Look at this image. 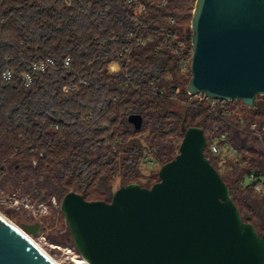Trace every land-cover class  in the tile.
Here are the masks:
<instances>
[{"label": "trees", "instance_id": "16d2710c", "mask_svg": "<svg viewBox=\"0 0 264 264\" xmlns=\"http://www.w3.org/2000/svg\"><path fill=\"white\" fill-rule=\"evenodd\" d=\"M195 2L0 0V184L10 181L15 190L41 202L70 191L87 200L111 201L117 177L125 185L144 177L143 134L163 163L179 153L172 142L178 134L183 138V123L202 127L207 135L212 115L177 106L167 95H188L191 71L181 68L176 50L178 41H187ZM178 32L185 38L166 40V34ZM116 48L130 52L119 61ZM43 59L55 65L43 73L32 71L30 63ZM113 61L121 69L109 74ZM7 67L14 71L10 80L3 78ZM111 67L119 68L117 63ZM25 71L33 77L29 86L22 77ZM181 74L189 76L184 86ZM75 75L76 88L64 92ZM155 87L164 88L166 96ZM260 97L255 113H264ZM133 114L143 117L140 130L128 120ZM231 140L239 157L221 175L243 220L262 235L264 199L247 185L248 170L242 165L245 159L260 165V147L255 137L240 132H233ZM208 157L216 167L219 158ZM252 169L264 172L262 166Z\"/></svg>", "mask_w": 264, "mask_h": 264}, {"label": "water", "instance_id": "95a60500", "mask_svg": "<svg viewBox=\"0 0 264 264\" xmlns=\"http://www.w3.org/2000/svg\"><path fill=\"white\" fill-rule=\"evenodd\" d=\"M191 95L264 96V0H196L190 31ZM136 130L143 117L129 116ZM179 153L151 187L121 185L111 201L70 191L60 204L73 243L89 264H264V234L245 222L206 155L202 127L181 126ZM24 228L39 236L42 225ZM0 264H55L0 214Z\"/></svg>", "mask_w": 264, "mask_h": 264}, {"label": "rangeland", "instance_id": "374dc122", "mask_svg": "<svg viewBox=\"0 0 264 264\" xmlns=\"http://www.w3.org/2000/svg\"><path fill=\"white\" fill-rule=\"evenodd\" d=\"M189 31L190 30H188V32ZM176 37L178 39H182L183 37L185 38L184 34L180 32L177 33ZM116 62L117 61H113L112 63H110L109 64L110 67L113 63ZM189 68H185V69L183 68V70H187ZM111 69L109 68L108 71L109 74H113L116 71L118 72L121 69V66L117 70H111ZM188 78H189L188 75L181 74L180 79L185 81L183 83V86L188 81ZM177 85L179 84L177 83ZM167 95L171 97L172 93L167 91ZM187 96L181 95L178 91L176 97L172 98L173 99L172 101L176 103L177 106L178 105L180 106L184 103L180 102L178 99H181L182 101V99L186 98ZM263 100H264V96H263ZM228 104H229L228 105L229 109L234 112L235 116L233 119L236 120L237 117H243L247 121L255 120L258 121L260 124L264 123V113L261 112L255 113L249 107L245 106L240 100L228 101ZM142 137H143V143H145V145L147 146L145 150V155H147L146 157H152L154 162L150 164L141 163V169L144 174L143 175L144 177L141 180L139 179V184L141 185L148 184L151 187L154 183L159 181L158 180L159 171L164 163L160 161V159L158 160L157 149L151 146L148 141L147 142L145 141L146 134H143ZM206 137L208 139V142H210L209 132L206 135ZM182 139H183L182 136L178 134V136L173 139L172 144H176V146L179 145L180 147ZM208 147L209 144L207 145L205 151L207 152L206 153L207 156H210L211 154L208 151ZM259 156L261 157V159H263L261 151L259 152ZM233 160L236 159L234 158V159L222 160L218 165H216V168L219 170V172L222 175L226 174L228 173L229 169L232 170ZM243 165L246 167L247 170H254L252 169L254 166H258V167L262 166L264 168V159L260 165L257 162L251 163L248 159H245ZM5 175H6V171H5ZM123 183L124 181L121 179V176L117 177L113 183L114 189L116 190L121 185H125ZM11 184L12 182L10 181H6L5 186L0 184V213L4 215L6 218H8V220L14 223L18 228H20L28 235H30L40 246H42L43 249H45L60 264H77V260H82L83 258L79 255L73 243L72 237L70 235V230L68 231L67 229L69 227L66 223L65 216L64 215L62 216L60 215L61 213H58V211L60 210V204L62 198L60 199L59 197H55L56 200L54 202L53 201L54 197H53L51 199V202H49V200L41 202L40 199L30 197L28 194H24L23 192L19 191V189L15 190L13 188V185ZM253 193L262 199V196L255 193L254 191ZM37 223L42 225V231L41 234L39 235L41 236L40 238L39 236H35L31 234L24 228L25 225L37 224ZM42 236H44L45 239ZM40 241H42L43 243H41Z\"/></svg>", "mask_w": 264, "mask_h": 264}, {"label": "built area", "instance_id": "2783aa9c", "mask_svg": "<svg viewBox=\"0 0 264 264\" xmlns=\"http://www.w3.org/2000/svg\"><path fill=\"white\" fill-rule=\"evenodd\" d=\"M132 0H128L131 2ZM167 3V0H163V5ZM174 22V19L171 20ZM178 40L176 34L168 33L166 34V40ZM192 48V50L190 49ZM117 54L120 58L125 57L130 51L129 48L118 49L116 48ZM177 53L182 56L181 68H189L191 65V57L193 54V46L191 41H178ZM190 55V57H189ZM119 64V62H116ZM55 62L52 59H43L36 62H31L30 66L32 71L45 72L48 67L54 66ZM70 65V57H67L64 61V67L67 68ZM120 65V64H119ZM109 68L111 69L110 65ZM112 70V69H111ZM14 71L12 68L7 67L3 72V78L5 80H10L13 77ZM24 83L29 86L33 77L28 71L22 74ZM76 75L69 80V82L63 87L64 92L68 93L76 88ZM80 84H86V79H79ZM132 87H136L135 84L128 82ZM159 95L166 96V91L164 88L154 89ZM176 97V94L172 95V98ZM185 105L192 106L201 110L206 111L213 117L212 124L210 127V142L207 139V145L209 144L208 151L211 155L217 156L219 158V163L226 159H238L239 153L236 146L231 140V134L233 132H240L246 135L253 136L257 139L260 151L262 152V158L264 159V123L260 124L258 121H247L243 117L234 118V112L229 109L227 105H224L226 100L216 99L204 94L191 95L188 93L186 98L178 99ZM222 102V104H221ZM147 156V155H146ZM155 159V158H154ZM152 157H146V163H153ZM218 163V164H219ZM244 161L242 162L243 165ZM246 183L255 193L262 196L264 199V172L258 173L255 170H248L246 173ZM55 197L53 201L55 202ZM41 236H39L40 238ZM44 239L45 237L42 236ZM43 243L42 241H40ZM39 242V243H40Z\"/></svg>", "mask_w": 264, "mask_h": 264}, {"label": "bare ground", "instance_id": "6f19581e", "mask_svg": "<svg viewBox=\"0 0 264 264\" xmlns=\"http://www.w3.org/2000/svg\"><path fill=\"white\" fill-rule=\"evenodd\" d=\"M117 72V71H116ZM1 214V213H0ZM2 215V214H1ZM3 217H5L4 215H2ZM6 218V217H5ZM8 220V218H6ZM10 223H12L10 220H8ZM13 225H15L14 223H12ZM16 226V225H15ZM17 227V226H16ZM18 228V227H17ZM20 229V228H18ZM21 230V229H20ZM22 233L43 253L45 254L47 257H49V259H51V261L55 264H60L55 258H53L45 249L42 248V246H40L30 235H28L26 232H24L23 230H21ZM77 264H89L87 262V260L82 259V260H77Z\"/></svg>", "mask_w": 264, "mask_h": 264}, {"label": "flooded vegetation", "instance_id": "af4514ba", "mask_svg": "<svg viewBox=\"0 0 264 264\" xmlns=\"http://www.w3.org/2000/svg\"><path fill=\"white\" fill-rule=\"evenodd\" d=\"M258 99H260V98L258 97ZM262 110L264 111V107L262 108Z\"/></svg>", "mask_w": 264, "mask_h": 264}, {"label": "crops", "instance_id": "0c3cea01", "mask_svg": "<svg viewBox=\"0 0 264 264\" xmlns=\"http://www.w3.org/2000/svg\"><path fill=\"white\" fill-rule=\"evenodd\" d=\"M119 68H120V65L118 64Z\"/></svg>", "mask_w": 264, "mask_h": 264}]
</instances>
